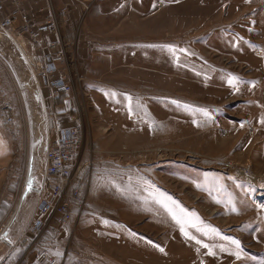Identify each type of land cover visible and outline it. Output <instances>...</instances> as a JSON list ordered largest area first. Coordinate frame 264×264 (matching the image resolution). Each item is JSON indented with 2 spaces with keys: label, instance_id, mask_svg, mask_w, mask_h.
I'll use <instances>...</instances> for the list:
<instances>
[{
  "label": "rangeland",
  "instance_id": "1",
  "mask_svg": "<svg viewBox=\"0 0 264 264\" xmlns=\"http://www.w3.org/2000/svg\"><path fill=\"white\" fill-rule=\"evenodd\" d=\"M29 1L24 14L43 21L42 3ZM51 3L65 52L59 74L73 87L60 101L41 84L42 102L49 123L57 114L81 130L75 183L89 184L81 212L65 196L74 206L67 225L16 244L35 217L31 189L44 169L45 113L27 90L35 142L0 126V264H34L30 242L65 262L71 251L112 264L107 242L79 223L96 213L122 220L131 236L153 237L161 264H264V0ZM19 70L25 86L27 69ZM9 75L0 72V103L14 92ZM222 162L257 184L226 175Z\"/></svg>",
  "mask_w": 264,
  "mask_h": 264
},
{
  "label": "built area",
  "instance_id": "2",
  "mask_svg": "<svg viewBox=\"0 0 264 264\" xmlns=\"http://www.w3.org/2000/svg\"><path fill=\"white\" fill-rule=\"evenodd\" d=\"M23 1L31 4L29 0H0V42L4 47L0 48V72L13 73L8 77L14 89V92L8 94L7 100L0 103V125L9 129L16 137L23 135L25 131V141L30 145L35 142L26 93L27 90H31L30 98L31 95L37 96L45 113L46 133L43 135L44 169L37 188L39 195L35 217L16 241L21 247L27 245L29 235H41L45 227L52 223L59 227L67 225L72 218L74 206L73 203L65 201V196L69 195L75 207L81 212L84 207L83 190L85 191L89 184L86 177L80 184L75 183L76 176L82 169L77 166L83 138L81 130L63 126V116L57 114L51 117V127L45 104L42 102L41 84L49 90V96L53 99L59 94H70L73 87V81L71 82L67 74H59L62 72L60 66L65 65V52L59 34L57 14L51 0H39L42 3L40 12L45 14L44 19L38 23L31 22L22 10ZM37 4L38 1L34 6ZM60 14L64 15L65 10H61ZM24 38L37 51L35 57L27 54ZM11 59L18 64V68L13 65ZM22 66L27 69L25 74L29 81L25 86L15 73L20 72L19 68ZM66 70L67 66L63 72ZM69 119L70 122L76 120L71 116ZM76 123L80 126V121L77 120ZM51 133L55 136L54 141H51ZM220 168L233 179L245 180L250 184L258 182L247 174L246 169L238 170L229 162H222ZM0 229L5 231L4 222L0 223ZM28 247L36 248L34 264H63L65 261V258L55 255L48 248L36 245L35 242H30Z\"/></svg>",
  "mask_w": 264,
  "mask_h": 264
},
{
  "label": "crops",
  "instance_id": "3",
  "mask_svg": "<svg viewBox=\"0 0 264 264\" xmlns=\"http://www.w3.org/2000/svg\"><path fill=\"white\" fill-rule=\"evenodd\" d=\"M209 35L210 33L205 34V38H208L209 41H211L210 39L211 36ZM180 58L181 57L179 56V59ZM7 93L8 92H6V94ZM7 96L8 94L5 95V97ZM61 106L62 105H59V107ZM69 112H70L69 110H67V112L65 110L63 111L61 110V115L66 113L69 114ZM50 124L52 127V122ZM7 130L10 131L9 129ZM54 139L55 136L54 137L51 136V141H54ZM140 219H144V218L140 216ZM137 220L138 219H136V222H138ZM79 221L81 227L82 226L91 227L93 225L95 229V238L99 240L103 239L104 242H107L106 245L111 248L110 250L111 260H107V261L111 262L112 264H161V262L155 261L154 256H152V249L150 245H151V240H153V237H150V235L146 236L145 234L146 232L143 233L141 232L140 235L138 236H131L128 227H126L125 224L122 223V220H118L116 218L113 219L112 217L103 215L101 213H96L93 216H90V214L89 215L82 214ZM148 232H151V229H149ZM126 235H128L129 237L128 236L126 237ZM234 250H231L230 253H235L239 251L237 248ZM68 252L69 253L66 257L67 258L66 262L64 261L65 264H109L103 261L92 260V259L82 261L80 260V258L76 259L75 254L72 253L71 251ZM55 255L62 257L60 256V254H55ZM102 258L104 259L106 257H102ZM230 263L232 264V261Z\"/></svg>",
  "mask_w": 264,
  "mask_h": 264
},
{
  "label": "water",
  "instance_id": "4",
  "mask_svg": "<svg viewBox=\"0 0 264 264\" xmlns=\"http://www.w3.org/2000/svg\"><path fill=\"white\" fill-rule=\"evenodd\" d=\"M31 191H33V192H32L33 194L36 193L37 196L39 195V191H38L37 188H33V189H31ZM26 195H27V194H26Z\"/></svg>",
  "mask_w": 264,
  "mask_h": 264
},
{
  "label": "trees",
  "instance_id": "5",
  "mask_svg": "<svg viewBox=\"0 0 264 264\" xmlns=\"http://www.w3.org/2000/svg\"><path fill=\"white\" fill-rule=\"evenodd\" d=\"M57 96H58L57 98H59V99H60V98L65 99V97H66L64 94H59V95H57ZM62 99H60V101H62Z\"/></svg>",
  "mask_w": 264,
  "mask_h": 264
},
{
  "label": "snow or ice",
  "instance_id": "6",
  "mask_svg": "<svg viewBox=\"0 0 264 264\" xmlns=\"http://www.w3.org/2000/svg\"><path fill=\"white\" fill-rule=\"evenodd\" d=\"M199 242V241H198ZM204 247H207V245H204ZM211 254V253H210Z\"/></svg>",
  "mask_w": 264,
  "mask_h": 264
}]
</instances>
